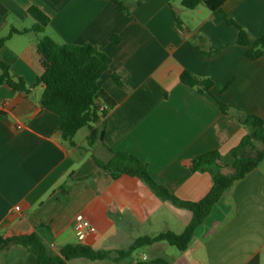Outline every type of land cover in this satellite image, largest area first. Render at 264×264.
I'll return each mask as SVG.
<instances>
[{
  "label": "crops",
  "instance_id": "0c3cea01",
  "mask_svg": "<svg viewBox=\"0 0 264 264\" xmlns=\"http://www.w3.org/2000/svg\"><path fill=\"white\" fill-rule=\"evenodd\" d=\"M119 5L130 15L121 13ZM33 6L50 24L42 36L13 34L0 49V58L14 75L36 84L42 72L37 45L49 37L58 44L98 47L111 58L110 72L123 86L110 74L99 81L114 104L104 121L103 143L94 146L104 159L76 136L73 146L62 140L58 116L41 109L43 86L31 94L0 86V236L37 228L57 254L63 246L78 243L74 219L80 213L103 231L87 241L101 250L128 249L141 236L183 233L192 220L190 211L154 192L113 193L114 180L95 176L93 156L110 157L103 144L132 155L169 193L185 202L201 201L213 179L208 172H193L190 161L218 152L223 172L231 175V151L248 131L184 85L181 75L187 71L211 80L213 94L232 110L264 120V56L249 60L247 48L236 44L234 27L216 24L204 6L184 8L182 0H0V38L12 29H30L35 21L28 9ZM223 9L251 37L264 36V0H228ZM112 36L120 42L112 43ZM254 154L249 151L247 156ZM89 208L96 211L94 217L86 213ZM135 257L141 264L157 258L170 264H264V160L224 193L185 252L159 242ZM0 264L38 262L25 248L12 245L0 250ZM68 264L116 263L77 259Z\"/></svg>",
  "mask_w": 264,
  "mask_h": 264
},
{
  "label": "trees",
  "instance_id": "16d2710c",
  "mask_svg": "<svg viewBox=\"0 0 264 264\" xmlns=\"http://www.w3.org/2000/svg\"><path fill=\"white\" fill-rule=\"evenodd\" d=\"M143 0H138V4ZM228 0H182V6L188 10H195L201 6L213 13L216 24L225 23L238 31L236 44L247 48L246 57L256 61L264 56V36L253 38L240 26L233 17L224 11L223 6ZM121 13L130 15V10L122 5L118 6ZM29 16L35 21L34 25L23 31L12 29L7 37L0 38V49L13 34L33 32L42 34L50 24V18L38 7L28 9ZM178 26L181 21L175 15ZM110 41L114 44L120 42L118 36H112ZM37 53L41 75L36 84L28 85L24 79L14 75L11 67L0 58V86H7L15 93L31 94L38 87L43 86L44 92L40 100L42 110L49 111L60 119V133L62 140L74 145L73 139L82 129H88L87 143L93 148L97 143H103L105 118L108 112L100 113L96 101L102 100L108 104L110 110L113 102L103 93L99 86L100 79L110 74L112 79L123 86L120 78L110 72L111 58L91 44L74 45L58 44L49 37L40 39ZM181 82L196 89L201 95L212 102L223 114L232 115L248 133L240 144L231 151L233 173L227 175L223 172L222 156L218 152H209L193 158L190 169L193 172H208L213 179V186L208 195L199 202H185L164 187L158 185L148 168L138 158L123 152H114L105 147L110 157L100 160L93 156L97 164L96 175H106L112 180H119L123 176L138 179L146 184L157 197L172 203L175 207L188 210L192 213V220L183 233L176 234L171 231L159 233L155 236H142L125 250L96 249L88 242H78L63 246L57 254H53L39 235L38 229L15 236H0V250L12 245L25 248L34 255L38 264H68L73 260L85 259L92 262H111L116 264H141L136 260L139 249H145L159 242H166L180 252H185L200 227L210 215L213 207L221 200L224 193L236 183L244 179L255 170L264 160V120L254 115L232 110L227 104L217 98L212 88L211 80H204L190 72H183ZM229 85L225 87L227 89ZM249 151L255 154L247 156ZM62 190L66 192L65 188ZM40 226L39 228H42ZM152 264H170L164 258L151 261Z\"/></svg>",
  "mask_w": 264,
  "mask_h": 264
},
{
  "label": "rangeland",
  "instance_id": "374dc122",
  "mask_svg": "<svg viewBox=\"0 0 264 264\" xmlns=\"http://www.w3.org/2000/svg\"><path fill=\"white\" fill-rule=\"evenodd\" d=\"M42 36V34H39ZM89 134L88 129H82L81 131L78 132V134L75 137V140L77 142L83 143L84 148L89 149L88 147V143H84V137ZM98 144V143H97ZM93 153L95 155H97L100 158L104 157L100 154V152L98 151V149L96 147L91 148ZM90 153H92L91 151L87 152V155H90ZM113 187H112V192L117 194V195H121L124 193H133V192H139V193H143L146 195H150L153 194V191L146 185L144 184L142 181L138 180V179H133L127 176L122 177L120 180L118 181H114L113 183ZM88 215H90V217H94L96 215V211L93 210V208H89L86 212ZM95 228V231L97 234H101L103 233V231L98 227L97 225H93ZM147 225H146V229H147ZM147 231V230H146ZM140 235V234H139ZM143 235V234H141ZM142 237V236H141ZM75 242V241H74ZM105 245H110V244H105ZM124 245V244H121ZM127 248H118L117 250H125ZM144 249H139L137 251L136 254H142Z\"/></svg>",
  "mask_w": 264,
  "mask_h": 264
},
{
  "label": "built area",
  "instance_id": "2783aa9c",
  "mask_svg": "<svg viewBox=\"0 0 264 264\" xmlns=\"http://www.w3.org/2000/svg\"><path fill=\"white\" fill-rule=\"evenodd\" d=\"M96 103L100 113L110 111L109 105L104 103L102 100L98 99ZM74 232L78 242H87L89 239L95 236L96 231L92 221L84 214L80 213L76 215L74 219Z\"/></svg>",
  "mask_w": 264,
  "mask_h": 264
}]
</instances>
